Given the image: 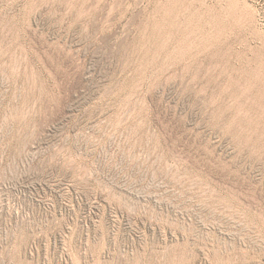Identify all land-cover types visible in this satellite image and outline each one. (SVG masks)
Segmentation results:
<instances>
[{"label": "rangeland", "instance_id": "obj_1", "mask_svg": "<svg viewBox=\"0 0 264 264\" xmlns=\"http://www.w3.org/2000/svg\"><path fill=\"white\" fill-rule=\"evenodd\" d=\"M0 264H264V0H0Z\"/></svg>", "mask_w": 264, "mask_h": 264}]
</instances>
